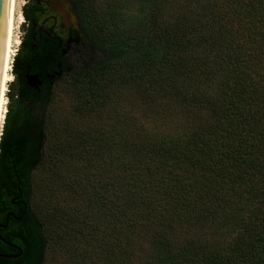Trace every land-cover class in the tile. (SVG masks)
<instances>
[{
  "label": "trees",
  "instance_id": "trees-1",
  "mask_svg": "<svg viewBox=\"0 0 264 264\" xmlns=\"http://www.w3.org/2000/svg\"><path fill=\"white\" fill-rule=\"evenodd\" d=\"M97 1L67 0L71 42L33 30L38 2L23 6L0 137V264H46L55 242L76 238L107 264L132 246L144 264H264V0ZM175 4L178 14L166 10ZM66 78L98 111L129 78L149 121L120 118L117 136L61 137L51 109ZM171 101L197 113L176 116ZM77 157L90 165L62 183L57 232L40 215L37 184L47 174L50 193ZM217 223L236 231L232 245L192 234Z\"/></svg>",
  "mask_w": 264,
  "mask_h": 264
},
{
  "label": "rangeland",
  "instance_id": "rangeland-1",
  "mask_svg": "<svg viewBox=\"0 0 264 264\" xmlns=\"http://www.w3.org/2000/svg\"><path fill=\"white\" fill-rule=\"evenodd\" d=\"M51 1L52 4L47 8L46 12L47 14H56L58 10L62 11L61 13L65 23L62 25L64 26L65 31H60L64 34L68 27L75 26V17L69 8L67 0ZM29 2H32V0H18L17 17L19 14L23 15V6ZM113 2L116 4V6L120 5L118 0H113ZM104 3L105 0H99L97 1L96 6L103 8ZM166 10L174 14H178L180 12V8L177 7V4L173 5L172 7H167ZM16 21L17 27L15 29V35L19 38L21 37V40L22 36L24 35L23 24L26 22V19L23 15V21L21 23L18 22L17 19ZM107 88H109V86ZM131 88L132 84L129 81V78L121 83H115V85L110 89L111 101L108 103L107 108L103 109L102 111H98L89 109L85 106L86 101L79 94L77 89L73 86L68 78L58 82L54 88L55 100L51 109V118L55 128H57V132L60 130V136L65 139L69 137H87L90 134H105L106 132H113L111 135L113 136V134H115V136H117V133L122 129V125L124 123L121 119L126 120L128 123L134 119H139L140 122L149 121V115L146 110L147 107L145 105L140 106V104L136 103V97L133 94ZM134 105H139L140 108H136ZM169 107L175 111L176 116H185L186 119H190L191 116H194L197 113L196 110L190 108H183L179 110L176 109V104L174 101L169 103ZM160 123V121H155V124L157 125H160ZM85 160L86 158L79 159L78 157L65 158V161L62 163L60 166L61 168L59 169L61 175H63L62 179H59L58 182L53 185L54 190L50 191V193L46 192L44 189L45 187L43 186L47 180V174H43L44 172L40 173L43 175L37 184L36 201L41 203L46 201V206L41 210L40 215L45 218L53 219L50 222V225L51 228L57 232H59V228L57 227L58 222L55 220L53 209L55 206H66L65 197L67 196V189L63 188L62 183L64 180L73 177H83V173L90 165ZM46 172H48V170L45 171V173ZM192 234L194 236L200 235L203 237L202 239H204V241L213 244V246L224 248V245L226 244L229 246L233 244L235 241L236 231H234L232 227H222L221 223H217L207 227L206 229H203L201 232L199 231L197 233L196 231H193ZM67 247L68 246L65 243L59 241L55 242L47 254L46 264H107L102 262L101 258L94 259L93 257L85 255L84 252L86 247L81 240H78V238L71 240L69 243V248ZM130 248V252L132 251L133 253V246ZM226 248L229 250L227 246ZM148 249L149 243L143 245L141 249L139 248L138 251L140 255L138 257L144 255ZM130 252L126 256H123L122 260L119 261V264H144V262L139 261L140 258L137 261H134L135 258L130 255Z\"/></svg>",
  "mask_w": 264,
  "mask_h": 264
},
{
  "label": "water",
  "instance_id": "water-1",
  "mask_svg": "<svg viewBox=\"0 0 264 264\" xmlns=\"http://www.w3.org/2000/svg\"><path fill=\"white\" fill-rule=\"evenodd\" d=\"M13 0H0V107L3 95L7 56L9 49ZM40 80L34 76H28V84L38 87ZM21 251V249H20Z\"/></svg>",
  "mask_w": 264,
  "mask_h": 264
},
{
  "label": "bare ground",
  "instance_id": "bare-ground-1",
  "mask_svg": "<svg viewBox=\"0 0 264 264\" xmlns=\"http://www.w3.org/2000/svg\"><path fill=\"white\" fill-rule=\"evenodd\" d=\"M17 7H18V0H13V10H12V23H11V33H10V41H9V49H8V56H7V64H6V72H5V80H4V87H3V95H2V101H1V107H0V137L2 135L3 131V125L6 117L7 112V103H8V97H7V91H8V84L10 81L13 80V74L11 73L12 70V62L13 58L16 55V48L17 44L21 42L20 38L15 35V29H16V19L18 22L23 21V16L19 14L17 17Z\"/></svg>",
  "mask_w": 264,
  "mask_h": 264
},
{
  "label": "flooded vegetation",
  "instance_id": "flooded-vegetation-1",
  "mask_svg": "<svg viewBox=\"0 0 264 264\" xmlns=\"http://www.w3.org/2000/svg\"><path fill=\"white\" fill-rule=\"evenodd\" d=\"M37 2H38V7H37L36 11H34V14L37 16L38 20H37V22L32 20L30 23L33 26V30H38V33H40V34L44 31H46V29H48V28L59 29V30L65 31L64 26L62 25L64 23V21H63L64 18H63L62 13H61L62 11L58 10L56 14H47V12H46L47 8L52 4L51 3L52 1L51 0H37ZM30 24L28 22L26 24V26L29 27ZM71 28H73V27H68L66 32L63 34L69 42H71V38L69 37L68 32L70 31ZM21 41H22V39H21ZM29 76H33V75H29ZM34 77H36V76H34ZM21 254H22V250L19 252V254L17 256H19Z\"/></svg>",
  "mask_w": 264,
  "mask_h": 264
},
{
  "label": "built area",
  "instance_id": "built-area-1",
  "mask_svg": "<svg viewBox=\"0 0 264 264\" xmlns=\"http://www.w3.org/2000/svg\"><path fill=\"white\" fill-rule=\"evenodd\" d=\"M18 31H19V30H18ZM22 37H23V36H22ZM20 38H21V37H20ZM19 45H20V44H18L17 50H18V48H19ZM13 59H14V58H13ZM12 63H13V62H12ZM11 71H12V70H11Z\"/></svg>",
  "mask_w": 264,
  "mask_h": 264
}]
</instances>
